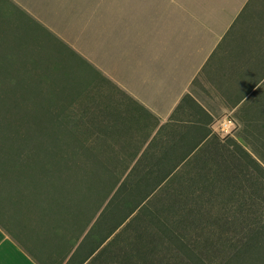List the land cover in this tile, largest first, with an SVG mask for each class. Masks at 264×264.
Returning a JSON list of instances; mask_svg holds the SVG:
<instances>
[{
	"label": "crops",
	"instance_id": "obj_1",
	"mask_svg": "<svg viewBox=\"0 0 264 264\" xmlns=\"http://www.w3.org/2000/svg\"><path fill=\"white\" fill-rule=\"evenodd\" d=\"M12 1L115 93L78 157H32L0 127V264H148L134 233L216 181L229 139L263 173L243 188L264 224V0ZM233 116L243 130L220 134Z\"/></svg>",
	"mask_w": 264,
	"mask_h": 264
},
{
	"label": "rangeland",
	"instance_id": "obj_2",
	"mask_svg": "<svg viewBox=\"0 0 264 264\" xmlns=\"http://www.w3.org/2000/svg\"><path fill=\"white\" fill-rule=\"evenodd\" d=\"M0 89L7 94L4 104L18 102L22 118L35 122L40 144L32 157L44 159H62L69 153L78 157L82 151L73 150L77 145L95 147L99 116L107 106L105 97L115 93L94 65L12 0H0ZM8 121L12 120L5 118V124ZM44 137L52 141L51 146L43 142ZM219 149L217 180L213 176L211 183L207 177L188 197L171 199L174 207L169 205L164 214L154 216L150 245L158 249L151 255L155 260L264 264L255 253L261 248L248 245L257 239L264 241V233L261 236L256 228L260 225L258 206H253L252 195L245 199L243 188L244 169L247 174L263 173L253 160L248 161L249 151L236 139L221 143ZM194 194L201 197L189 196ZM192 215L195 220L184 225ZM158 216L164 222L163 230H158L162 227ZM186 243L195 246L197 253ZM237 246L244 247L242 253H236Z\"/></svg>",
	"mask_w": 264,
	"mask_h": 264
},
{
	"label": "trees",
	"instance_id": "obj_3",
	"mask_svg": "<svg viewBox=\"0 0 264 264\" xmlns=\"http://www.w3.org/2000/svg\"><path fill=\"white\" fill-rule=\"evenodd\" d=\"M6 91H4L3 89H0V127H9L11 129L12 132H15L16 137L21 139V142L26 143V144H30V145H36V144H40L38 143V135H37V126L36 124H34L35 122L32 123L31 120H24L22 118V107L21 105L16 102V101H8L5 102L4 104V99L7 98L6 96ZM2 102V103H1ZM5 118L10 119L12 121H8L5 124ZM14 121V122H13ZM15 121L21 122L18 123L16 125ZM24 121V122H23ZM23 124V125H22ZM7 125V126H6ZM13 125V126H12ZM14 137V136H12ZM43 142L48 145L51 146L52 145V141H47L44 137ZM76 150V149H75ZM74 150V151H75ZM76 152V151H75ZM66 157H62V159H65ZM61 159V157L59 158ZM170 207L172 208L171 204H169ZM174 207V206H173ZM165 208L168 209V207L165 204ZM164 208V209H165ZM165 212V210H164ZM164 214V213H163ZM157 214H152L150 216H148V222L146 224V228L144 230H139L137 232L134 233V238H132L133 241H136L137 245L136 247H132V251H137V254L141 255V256H149L152 260L148 262V264H167L166 260H155L154 258L151 257V255H154L155 250L158 251V249H155V246L150 245V241H153V232L154 230H152L150 227H154L152 226V224H155V218L154 216H156ZM195 220L194 216L192 215L189 218H186V220L183 221V223H185L184 225H186V223H188L189 221H193ZM158 223L162 224V227H158V230H163L164 227V222L162 219L159 218L158 216ZM260 226V225H259ZM256 227L259 230V234L262 236V234L264 233V224L260 227ZM186 227V226H185ZM189 230V229H188ZM255 232V231H254ZM254 238H257L256 235L254 236ZM261 238V237H260ZM188 248L190 249V251H193V248L195 249V253H197L196 251V247L194 246L193 248L191 247L190 244H187ZM247 245V244H246ZM249 248H258L261 250H257L260 259L264 260V241H261L259 239L254 240L252 242L248 243ZM244 247L243 246H237V254L242 253L243 252ZM146 264V263H144ZM168 264H193L190 261L185 260L184 262L181 261H175L169 260ZM222 264H228V262H223Z\"/></svg>",
	"mask_w": 264,
	"mask_h": 264
},
{
	"label": "built area",
	"instance_id": "obj_4",
	"mask_svg": "<svg viewBox=\"0 0 264 264\" xmlns=\"http://www.w3.org/2000/svg\"><path fill=\"white\" fill-rule=\"evenodd\" d=\"M217 128L220 134L222 135L232 134L234 132L232 130L234 128L233 119H231V117H225L223 119L218 120Z\"/></svg>",
	"mask_w": 264,
	"mask_h": 264
},
{
	"label": "clouds",
	"instance_id": "obj_5",
	"mask_svg": "<svg viewBox=\"0 0 264 264\" xmlns=\"http://www.w3.org/2000/svg\"><path fill=\"white\" fill-rule=\"evenodd\" d=\"M231 119H233V122H234V128L232 129L233 131H236V130H243V122L239 120L238 117H231Z\"/></svg>",
	"mask_w": 264,
	"mask_h": 264
}]
</instances>
